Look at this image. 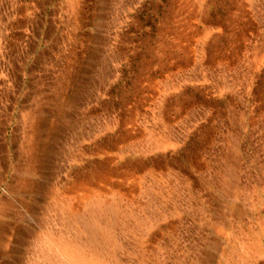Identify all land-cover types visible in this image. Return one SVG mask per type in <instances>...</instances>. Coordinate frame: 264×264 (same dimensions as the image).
Here are the masks:
<instances>
[{"label":"rangeland","instance_id":"374dc122","mask_svg":"<svg viewBox=\"0 0 264 264\" xmlns=\"http://www.w3.org/2000/svg\"><path fill=\"white\" fill-rule=\"evenodd\" d=\"M144 190L174 264H264V0H0V263Z\"/></svg>","mask_w":264,"mask_h":264},{"label":"bare ground","instance_id":"6f19581e","mask_svg":"<svg viewBox=\"0 0 264 264\" xmlns=\"http://www.w3.org/2000/svg\"><path fill=\"white\" fill-rule=\"evenodd\" d=\"M126 191L128 192V190ZM148 192V190H144L137 200L134 195L132 199H126L119 191L112 194H99L93 200L84 201L80 204L79 202L78 204L75 203L72 197L59 199L56 202L55 199L51 205L52 216L48 213L51 216L49 217L51 218L50 220L55 221L59 226V236H53L52 231L48 230L43 237L35 240L34 243L37 244L39 255L31 263L153 264L152 261L154 260L159 262L160 260H166L167 262L169 260L174 264L177 262L175 258H179L181 253L175 247L177 240L171 233L163 231L169 230L164 222L166 217L163 214H159L160 212L150 211L149 201L152 200L154 192L152 193L151 190ZM156 199L154 200L156 201ZM166 212L167 210L165 214ZM1 215H3V212ZM229 239L231 240V238ZM147 247L149 248L147 249ZM230 247L229 245L228 249ZM221 251L223 252V250ZM148 252L152 253V255H149ZM185 252L184 260H187L186 263L190 260L195 263V259H197L198 264H208L207 252L197 253L193 251V256L192 254L190 255L189 250ZM231 261L230 258H226L225 264H231Z\"/></svg>","mask_w":264,"mask_h":264}]
</instances>
